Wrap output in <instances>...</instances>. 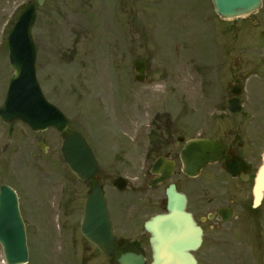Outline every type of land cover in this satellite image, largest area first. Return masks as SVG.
Here are the masks:
<instances>
[{"label":"rangeland","instance_id":"1","mask_svg":"<svg viewBox=\"0 0 264 264\" xmlns=\"http://www.w3.org/2000/svg\"><path fill=\"white\" fill-rule=\"evenodd\" d=\"M29 1L35 3V0H0V106L12 73L7 62V36ZM50 1L53 2L47 0L38 7L31 31L37 49L38 82L46 99L70 120L68 131L80 132L92 145L100 158L98 177L105 182L106 191L110 187L105 176L125 171L118 148L120 138L125 137L122 131L130 130L131 134L134 127H165L170 103L174 102L176 115H180L178 110L184 107L186 96L191 107H195L200 82L192 72L196 62L186 65L189 57L204 66H214L218 48L230 51L236 47V55L250 61L253 114L250 127H261L264 0L258 13L244 21L226 22L215 13L212 0H118L117 4L116 0H96L100 9L94 6L91 12L94 10L97 19L72 17L49 21L45 11ZM120 4V9L122 5L127 8L125 31L117 13ZM137 11H140L138 15ZM251 21L256 24L252 25ZM56 23L61 25L56 27ZM135 23L141 29L135 31ZM53 27L58 30L52 32ZM54 44H59L63 56L73 58V62L64 61L60 67L47 66L42 51L45 45ZM111 47L116 51L106 53ZM122 53L126 56L123 66L127 77L120 83L116 77L121 75V70L116 71L103 62L118 60ZM236 55L224 52L221 58L224 67L228 69ZM139 60L147 67L144 83L134 78L137 74L134 63ZM206 81L205 91H209L213 85ZM172 83L176 87L174 91H171ZM208 110L210 107L200 127H219L217 114L208 115ZM153 115L159 116L157 126H150ZM230 120V115L224 112L220 121L223 126ZM5 127H14L13 134L7 133ZM22 127L26 126L19 122L7 126L0 121V185L7 184L18 194L29 253L27 264H66L73 243L81 241L77 225L88 185L75 180L64 165L59 152L60 139L50 141L44 136L45 140L32 138L28 142ZM39 141L46 145L51 156L42 154ZM224 242L227 245L221 251L231 252L229 255L200 259L199 264H264V205L259 208L258 216L250 219V240L242 238L244 244L240 245L226 236ZM249 250L250 257H244ZM2 260L0 247V264H4Z\"/></svg>","mask_w":264,"mask_h":264},{"label":"flooded vegetation","instance_id":"2","mask_svg":"<svg viewBox=\"0 0 264 264\" xmlns=\"http://www.w3.org/2000/svg\"><path fill=\"white\" fill-rule=\"evenodd\" d=\"M119 1L116 0V4ZM46 2L47 0H44L40 7ZM49 4L51 5L45 11L49 21L72 17L75 19L99 18L97 14H94V10L91 12L94 6L100 9L96 0H53ZM121 4L124 2L122 1ZM121 4L117 7V13L119 19L121 18V27L125 31L128 24V21L126 22L127 8L122 5L120 9ZM139 12H136L137 15ZM251 24L255 25L256 21H251ZM58 25L60 26L61 23L55 24L56 27ZM139 29L141 27H137L135 23V31ZM57 30L55 27L51 29L52 32ZM111 48L112 50L109 49L106 53L111 54L116 51L115 48ZM42 52L47 66L60 67L64 61L66 64L73 62V58L68 59L63 56L59 44L45 45ZM224 52L236 55L238 50L234 46L230 51L224 50L223 47L218 48V61L214 66H204L192 57L185 61L186 65L187 62L197 63L192 68L195 78L200 82L199 98L196 99L195 107H191L190 98L186 96L184 107L178 110L180 115H176L174 102L170 103L172 106L167 113L165 127H134L131 134L130 130L122 131L125 137L120 138L118 148L120 161L124 164L122 168L125 171L105 176L104 179L110 187L108 191H106L105 182L98 177L99 171L85 184L88 185L87 192L95 184L102 188L107 216L111 224L112 247L109 245L108 254H106L87 242L80 236L79 221L77 235L82 243L80 249L78 246L80 242L73 243L66 264H119V259L128 256L140 257L143 259V264H149L152 260L151 235L146 230L145 224L153 216L168 212L166 189L170 185L184 196L183 212L190 214L202 231L201 245L192 253L198 264L200 259H214L229 255L231 252L223 251V249L221 251V248L227 245L224 242L226 236H231V239L240 245L244 244L242 238L250 240V219L257 217L259 208L264 205V202H261L260 206L254 209L252 194L256 172L263 162L264 118L261 127H250V117H253L250 109V61L241 60L236 55L227 69L221 59ZM84 55L87 56V53ZM122 55L118 60L103 62L116 71L121 70V75L116 77L120 83L127 77L123 66L126 56L124 53ZM142 68L143 73L135 75L134 78L144 83L147 67L144 64ZM207 73L209 76L204 75ZM226 77H228L227 80ZM206 79L213 85L209 91H205ZM224 82H226L225 97L223 96ZM175 88L172 83L171 91ZM228 103L229 109L236 110L240 107L241 113L231 114L228 111ZM208 107H210L208 115L217 114L219 127H200L206 119L205 112ZM224 112L230 115L231 119L229 124H223L225 127L220 121L223 119ZM158 122H160L159 116L153 115L150 126H157ZM229 125L230 127H227ZM5 128L7 133L13 134L14 127ZM22 128L23 133L26 131L28 142H31L32 138L45 140V137H49L50 141L60 139L62 142L68 134L66 131L59 133L55 129L36 132L28 127ZM196 140L215 142L218 147L223 148V151L219 160L203 164V162L206 163L207 156L204 149L199 148V155L195 157L198 170L196 175L191 176L185 172V169L191 170V142ZM38 147L44 156L52 155L42 141L38 142ZM94 155L97 160L100 159L97 154L94 153ZM155 164L158 167L154 168ZM165 168H168L167 171H170V174L163 180L167 173L164 171ZM117 177L126 180V189L119 190L112 186V180ZM110 239L111 237L109 241ZM247 244L250 249V242ZM248 255L250 257V250L244 257Z\"/></svg>","mask_w":264,"mask_h":264},{"label":"water","instance_id":"3","mask_svg":"<svg viewBox=\"0 0 264 264\" xmlns=\"http://www.w3.org/2000/svg\"><path fill=\"white\" fill-rule=\"evenodd\" d=\"M42 1L37 0V4L40 5ZM213 4L221 18L233 19L257 11L261 6V0H213ZM35 17L36 5L25 4L9 32L8 62L13 72L0 107V119L6 124L21 122L32 130L54 127L62 132L68 126V119L45 99L36 77V52L31 37ZM138 64L141 62L136 63L139 72ZM200 145L205 146L208 152L207 160L213 162L221 156L222 150L214 144L201 142ZM61 153L69 170L81 182L89 180L97 171V162L79 134H70L63 140ZM119 182L122 180L116 179L113 184L122 188L118 185ZM263 193L264 163L255 178L253 188L255 206L260 203ZM166 196L168 213L155 216L146 224V229L151 234L150 243L153 249L150 264H196L190 252L200 245L201 231L191 216L183 212L184 198L173 186L166 190ZM80 231L85 239L95 244L102 252H106L109 243L101 241L103 239L101 237L105 236L104 239L108 237L110 224L105 201L98 186H94L86 197ZM0 245L6 264L26 263L28 258L26 236L18 201L15 193L5 185L0 187ZM119 262L129 264L132 260L123 258ZM137 262L141 263L140 260Z\"/></svg>","mask_w":264,"mask_h":264}]
</instances>
